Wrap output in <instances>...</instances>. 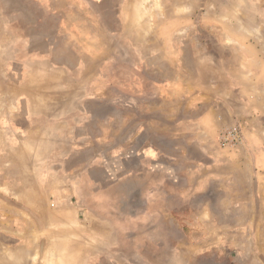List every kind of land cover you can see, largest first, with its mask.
<instances>
[{
  "label": "rangeland",
  "instance_id": "obj_1",
  "mask_svg": "<svg viewBox=\"0 0 264 264\" xmlns=\"http://www.w3.org/2000/svg\"><path fill=\"white\" fill-rule=\"evenodd\" d=\"M166 206L264 247V0H0V264H167Z\"/></svg>",
  "mask_w": 264,
  "mask_h": 264
},
{
  "label": "crops",
  "instance_id": "obj_2",
  "mask_svg": "<svg viewBox=\"0 0 264 264\" xmlns=\"http://www.w3.org/2000/svg\"><path fill=\"white\" fill-rule=\"evenodd\" d=\"M33 67L36 66L31 65L30 69ZM18 133L23 139L22 133ZM4 166L3 163L2 168H4ZM2 171H4V169ZM160 189H169V187L162 185ZM164 211H167V216L156 215V217H151L150 223L147 225L148 227H155V229L159 230L161 233H148L146 234V239L148 242L150 241L151 245L167 253V264H192V259L202 256H214V254L216 255L214 260H216L218 259L217 253L222 247L226 249V252H229V255L232 254V256L235 257L236 262H234V264H247L250 257L256 264H264V247L262 244H260L261 246L258 244V249L250 253V249H246L247 242H245V240L235 238L233 233L227 232L223 234L222 231L219 232L215 229L217 226L216 223H214L212 219L206 218L204 210H199L195 214V217L192 218L193 223H189L193 228V233L191 234H185L181 226H179V229L175 227V224L179 223L175 218L169 217L170 206H166L165 209L162 207V214ZM132 230L135 229L133 228ZM171 231H173V233ZM125 238H128L127 248L133 254L136 249L135 242L137 241L133 240V234H128ZM253 242L255 243L256 241L252 238V243ZM261 243L264 244V239H261ZM170 252H172L173 256V260L171 261H169ZM139 257L142 259L141 256ZM125 261H128L129 264H137L133 260ZM24 262L25 261L19 262V264H24Z\"/></svg>",
  "mask_w": 264,
  "mask_h": 264
},
{
  "label": "bare ground",
  "instance_id": "obj_3",
  "mask_svg": "<svg viewBox=\"0 0 264 264\" xmlns=\"http://www.w3.org/2000/svg\"><path fill=\"white\" fill-rule=\"evenodd\" d=\"M67 223V222H66ZM70 223V222H69ZM51 248H54V247H51ZM31 251V250H30ZM49 251H50V249H49ZM52 251H54V249H52ZM23 253V252H22ZM51 253H53V252H51ZM4 254V253H3ZM59 254V253H58ZM10 255H12V254H10V253H8V254H5L4 256H5V258L6 259H9V260H11V256ZM50 254H47V255H44V256H46L47 258L45 259L46 260V264H50V259H48V257H50L49 256ZM54 255V254H53ZM25 256V255H24ZM36 256H37V254H33V255H29L27 258L28 259H24L23 261H25L24 262V264H29L30 263V261H29V259H32V260H35V258H36ZM21 257V256H20ZM4 258V259H5ZM54 260H56V259H54ZM53 261V260H52ZM55 263V262H54ZM45 264V263H44ZM58 264V263H57ZM59 264H61V263H59Z\"/></svg>",
  "mask_w": 264,
  "mask_h": 264
},
{
  "label": "built area",
  "instance_id": "obj_4",
  "mask_svg": "<svg viewBox=\"0 0 264 264\" xmlns=\"http://www.w3.org/2000/svg\"><path fill=\"white\" fill-rule=\"evenodd\" d=\"M230 136H232V132H227V133H226V136H221V140H223V141L229 140V137H230ZM230 140H231V142H232L233 140H236L235 135H234ZM236 141H237V140H236Z\"/></svg>",
  "mask_w": 264,
  "mask_h": 264
}]
</instances>
